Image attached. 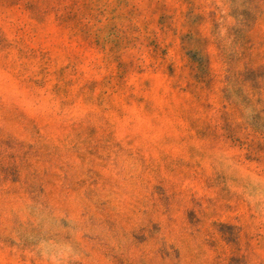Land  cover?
I'll list each match as a JSON object with an SVG mask.
<instances>
[{
  "label": "rangeland",
  "instance_id": "obj_1",
  "mask_svg": "<svg viewBox=\"0 0 264 264\" xmlns=\"http://www.w3.org/2000/svg\"><path fill=\"white\" fill-rule=\"evenodd\" d=\"M0 264H264V0H0Z\"/></svg>",
  "mask_w": 264,
  "mask_h": 264
}]
</instances>
